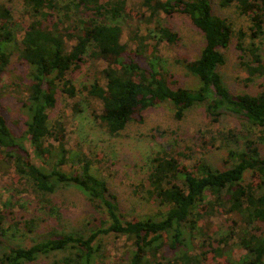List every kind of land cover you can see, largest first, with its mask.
Here are the masks:
<instances>
[{
	"label": "trees",
	"instance_id": "1",
	"mask_svg": "<svg viewBox=\"0 0 264 264\" xmlns=\"http://www.w3.org/2000/svg\"><path fill=\"white\" fill-rule=\"evenodd\" d=\"M23 1L21 21L0 4V82L17 55V67L26 71L18 77V86L24 90L18 99L27 115L26 129L17 135L0 103V170L13 171L23 183L25 188L16 190L14 197L30 193L38 207L29 217L22 215L24 220L7 204L0 208V264H30L55 252L71 253L63 264H104V241L111 235L128 244L121 264H264V153L260 146H264V84L254 95L233 94L223 83L220 69L227 62L223 50L235 36L232 22L213 14L211 0H143L147 17L135 14L127 0ZM221 5H234L250 21L249 30L237 35L243 83L249 86L264 78V0H222ZM162 13L169 18L188 16L204 35L199 58L179 61L200 79L195 91L172 88L160 66L159 46H178L181 40L164 25ZM130 23L137 24L133 28ZM140 23L155 28L142 35ZM126 29L129 37L123 43ZM90 59L103 60L108 66L97 69L93 81L79 90L72 75ZM79 92L92 100L94 119L111 136H118L130 122H142L145 111L166 102L177 120L189 109L205 106L212 123L232 115L242 121L247 134L240 137L230 131L212 137L208 133L202 136L200 154L187 147L154 156L146 182L134 194L142 193L141 200L158 204L162 218L126 219L117 196L93 172L96 160L80 147L70 148L66 117L52 116L60 95L74 100ZM99 102L100 112L95 107ZM73 108L82 111L78 102ZM218 138L236 145L226 161L231 166L223 170L202 159ZM69 165L68 172L64 168ZM71 186L85 195L98 215L89 224V235L42 227L43 212H56L48 196ZM214 218H228L229 231L221 232L215 225L211 232ZM28 234L36 236L29 247L11 242L23 241ZM233 246L243 252L239 258L234 257Z\"/></svg>",
	"mask_w": 264,
	"mask_h": 264
},
{
	"label": "rangeland",
	"instance_id": "2",
	"mask_svg": "<svg viewBox=\"0 0 264 264\" xmlns=\"http://www.w3.org/2000/svg\"><path fill=\"white\" fill-rule=\"evenodd\" d=\"M129 8L135 14L149 15L146 8L142 6L143 0H127ZM222 0H211L212 12L214 15L227 18L232 22L235 30V36L228 48L223 52L226 56V64L220 69L223 83L233 94H258L261 86L264 84V78L256 80L254 83L246 86L243 83L244 73L240 65L241 53L237 49L238 32L240 30L248 31L250 21L247 17L241 16L235 6L223 7ZM0 4H5L15 14L17 21H21L24 13L23 0H0ZM164 25L170 26L173 31L179 34L180 42L178 46L169 47L161 44L158 48L157 57L160 58V66L169 75V81L172 88H186L192 91L201 86L200 79L192 74L187 66L179 61L187 59L194 61L199 58L204 46L205 38L203 33L194 26L190 18L186 15L178 14L172 18L166 17L163 13L160 15ZM137 23H130L134 28ZM142 35L153 31L154 24L140 23ZM135 29H132L134 31ZM129 29H126L122 42L126 43L129 37ZM154 43V42H153ZM249 40H247V44ZM17 55L12 58V64L9 73L4 76L0 82V103L4 108L10 120V126L14 133L23 135L26 129L27 115L22 109L20 98H23L24 90L19 88L21 85L20 77L25 75V68H18ZM108 63L103 60L90 59L80 71L72 75L75 86L81 90L84 85H88L94 79L97 69H104ZM81 107V112L74 111L75 103ZM96 111L100 112L102 104H95ZM94 103L87 98L85 92H79L76 99H67L59 96L56 109L52 112L54 118L66 117L67 132L69 135L70 148L73 150H82L94 162L93 172L101 179L107 182L110 191L117 196L120 206V212L126 219L133 217L151 216L161 219L158 204H148L141 200L142 193L138 196L134 194L136 187L146 182L149 173V162L159 153H174V151H184L187 147L197 151L200 154V146L203 135L218 137L219 133H228L234 131L242 137L246 132L242 121L237 117L223 115L219 122L212 123L207 117L205 106H196L186 111L182 120H177L174 111L168 103H161L154 108H150L143 113V121L130 122L124 131L118 136L109 135L104 129L100 128L94 119ZM218 138L214 144L207 141L209 146L214 145L210 152L205 150L202 159L215 169L223 170L229 168L227 157L231 149L235 148L234 142H222ZM198 145V147H197ZM264 153V146L260 145ZM80 147V148H79ZM33 161L41 165V161L32 155ZM190 163H188L189 165ZM71 171V165L64 168ZM247 175L246 181L250 180ZM23 183L13 171L4 172L0 170V208L5 209L7 204L12 210L16 211L19 217L22 215H32L36 213L37 200L30 193H17L18 189H24ZM52 201V206L56 212L49 211L40 218H44L46 223L42 227L56 228L57 231L71 234L89 235L91 226L89 225L97 213L93 210L90 202L85 195L76 187H65L57 193L48 196ZM228 218H214L211 221V232L215 225L219 226L221 232L229 231L231 222ZM45 229V228H42ZM220 232V233H221ZM20 235V234H19ZM9 238V237H8ZM36 238L33 234H28L23 241L11 240L12 243L29 247ZM106 259L104 264H121L119 261L123 253L127 251L128 244L123 239H116L113 235L106 238L105 241ZM235 249L234 257L239 258L243 252L233 246ZM71 257L69 252H55L47 256H41L37 261L30 264H63L65 258ZM212 262V260H210ZM123 264V262H122Z\"/></svg>",
	"mask_w": 264,
	"mask_h": 264
}]
</instances>
